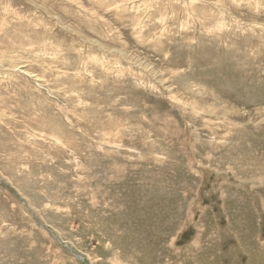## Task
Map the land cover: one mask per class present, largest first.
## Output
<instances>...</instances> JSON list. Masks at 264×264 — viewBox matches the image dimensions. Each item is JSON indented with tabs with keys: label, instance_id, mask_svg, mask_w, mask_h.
Masks as SVG:
<instances>
[{
	"label": "rangeland",
	"instance_id": "rangeland-1",
	"mask_svg": "<svg viewBox=\"0 0 264 264\" xmlns=\"http://www.w3.org/2000/svg\"><path fill=\"white\" fill-rule=\"evenodd\" d=\"M0 264H264V0H0Z\"/></svg>",
	"mask_w": 264,
	"mask_h": 264
}]
</instances>
